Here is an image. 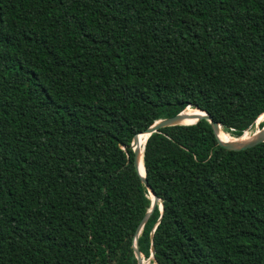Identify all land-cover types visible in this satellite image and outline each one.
Returning a JSON list of instances; mask_svg holds the SVG:
<instances>
[{"label": "trees", "instance_id": "trees-1", "mask_svg": "<svg viewBox=\"0 0 264 264\" xmlns=\"http://www.w3.org/2000/svg\"><path fill=\"white\" fill-rule=\"evenodd\" d=\"M188 106L238 137L264 113V0H0V264H137L131 145ZM144 160L145 257L264 264V142L201 119Z\"/></svg>", "mask_w": 264, "mask_h": 264}, {"label": "water", "instance_id": "water-1", "mask_svg": "<svg viewBox=\"0 0 264 264\" xmlns=\"http://www.w3.org/2000/svg\"><path fill=\"white\" fill-rule=\"evenodd\" d=\"M196 108H198L201 111V113L198 115L197 120L195 122H190V123L183 122L184 120L189 118L187 116V114L185 113V109H184L183 111H181L178 114H175L173 116L160 118V119L156 120L152 125H150L148 128H146L144 131L137 133L134 137L133 142H132L131 146L134 150L135 168L138 171L143 183L147 186L148 190L151 191L154 195L153 198L150 197L152 200L151 207L149 208L148 212L146 213L143 220L139 224V226L136 230V233H135V237H134V249H135L136 257L138 259L137 264H144V259L142 258L143 253L139 249L138 239H139L140 234L142 233V230H143L146 222L148 221L149 216L154 211L156 205L160 201H161V204H160L161 211L162 212L164 211V202L156 194V192L154 191L152 186L149 184V181L147 179V172H146V166H145V160H144V151H145L146 142L152 133L159 131L163 127L173 126V125H181V124H193V123L198 122L201 119H207L211 122V124L214 128V131L218 137L219 143L221 145L227 147V148H230V149H246V148H249V147L255 146L259 143L264 142V125L261 129H259L257 132H255V134L251 138H248V139L242 138L244 133L246 132V130H245L243 135L237 137L236 139L223 140L222 138H220L219 131H218L222 127V124L219 123L218 121L214 120L213 116L211 114H209L208 111H206L202 108H199V107H196ZM142 135L147 136V138L145 139V143L143 145V157L141 158L142 149H141L140 139H141ZM155 254H156V248L154 246H152L151 255L149 256V259L156 260Z\"/></svg>", "mask_w": 264, "mask_h": 264}, {"label": "bare ground", "instance_id": "bare-ground-1", "mask_svg": "<svg viewBox=\"0 0 264 264\" xmlns=\"http://www.w3.org/2000/svg\"><path fill=\"white\" fill-rule=\"evenodd\" d=\"M185 113L188 115L189 113V115H188V119H186V120H184L183 122H185V123H190V122H192V121H194L197 117H198V115L201 113V111L198 109V108H196V107H192V106H188L186 109H185ZM193 114H195V115H193ZM193 115V116H192ZM262 123H264V113H262L259 117H258V120L256 121V127H255V129H253V130H251V129H249V130H246V132L244 133V135H243V137L242 138H244V139H248V138H251L254 134H255V132H257L259 129H261L262 127H261V125L260 124H262ZM219 136H220V138H222L223 140H233V139H236L238 136H236V135H232V133L231 132H225L222 128H220L219 130ZM147 138V136H144V135H142L141 136V139H140V143H141V149H142V153H141V158L143 157V145H144V143H145V139ZM241 138V137H240ZM151 192V191H150ZM149 196L150 197H154V195H153V193L151 192V193H149ZM152 201V200H151ZM142 258L144 259V263H146V262H148V258L147 257H145L144 255H142ZM149 263H150V261H149Z\"/></svg>", "mask_w": 264, "mask_h": 264}, {"label": "rangeland", "instance_id": "rangeland-1", "mask_svg": "<svg viewBox=\"0 0 264 264\" xmlns=\"http://www.w3.org/2000/svg\"><path fill=\"white\" fill-rule=\"evenodd\" d=\"M255 127H256V124L253 125L250 129L253 130V129H255ZM152 260L148 258V262H146L144 264H158L156 261H152ZM149 261H150V263H149Z\"/></svg>", "mask_w": 264, "mask_h": 264}]
</instances>
